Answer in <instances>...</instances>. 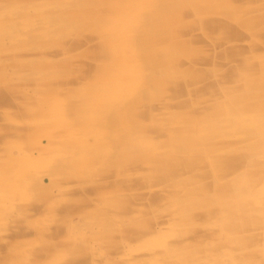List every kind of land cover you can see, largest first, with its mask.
Listing matches in <instances>:
<instances>
[{"label":"rangeland","instance_id":"rangeland-1","mask_svg":"<svg viewBox=\"0 0 264 264\" xmlns=\"http://www.w3.org/2000/svg\"><path fill=\"white\" fill-rule=\"evenodd\" d=\"M0 264H264V0H0Z\"/></svg>","mask_w":264,"mask_h":264},{"label":"bare ground","instance_id":"bare-ground-1","mask_svg":"<svg viewBox=\"0 0 264 264\" xmlns=\"http://www.w3.org/2000/svg\"><path fill=\"white\" fill-rule=\"evenodd\" d=\"M101 9V8H100ZM263 25V24H262ZM178 31V30H177ZM260 67V66H259ZM234 71V70H233ZM234 73V72H233ZM233 73H232V75H233ZM253 74V73H252ZM121 87H123V86H121ZM124 92V91H123ZM198 92V91H197ZM185 94V93H184ZM198 97V96H197ZM222 104V103H221ZM208 110V109H207ZM248 126H249V124H248ZM240 133V132H239ZM244 134V133H243ZM249 135V134H248ZM184 140V139H183ZM177 153V152H176ZM173 155H174V153H173ZM183 155V154H182ZM188 159V158H187ZM243 165V164H242ZM198 168V167H197ZM201 170V169H200ZM194 172H197V171H194ZM260 179V178H259ZM257 186V185H256ZM255 187V186H254ZM247 216V215H246ZM250 224V223H249ZM125 258V257H124Z\"/></svg>","mask_w":264,"mask_h":264}]
</instances>
